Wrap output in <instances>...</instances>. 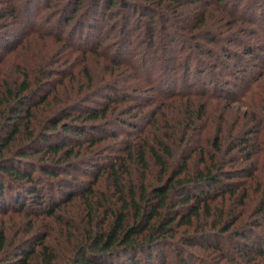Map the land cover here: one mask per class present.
Here are the masks:
<instances>
[{"label": "trees", "instance_id": "1", "mask_svg": "<svg viewBox=\"0 0 264 264\" xmlns=\"http://www.w3.org/2000/svg\"><path fill=\"white\" fill-rule=\"evenodd\" d=\"M82 1L71 0L70 5L74 4L76 11ZM94 1L91 15L83 13L77 26L85 31L79 37L82 43L72 41L76 30L69 32L70 44L88 47L89 51H93L97 37L100 38L88 30L86 25L95 26L89 19L95 22L105 2L109 1V7H113L116 0ZM232 3L231 14L239 13L242 0ZM137 5L135 1L123 0L127 17L133 9L134 13L137 11ZM68 7L61 12L66 25L75 15V11L67 12ZM143 7L150 11V6ZM260 17L264 23V13ZM253 21L256 22L254 18ZM165 31L177 39L174 31L168 28ZM89 44L91 46H87ZM117 49L118 52L122 50ZM114 56L111 54L113 59ZM228 57L233 54L230 52ZM205 67L196 64V74L184 75L180 87L179 80L166 72L159 79L157 88H164L162 93L174 98L168 102L171 109L159 118L148 141L145 139V145L138 147L137 142L126 140L123 155L105 167L91 157L85 158V163L102 165L101 169L104 167L111 175L117 200L107 205V197L101 195V200L97 199L93 205L88 201L85 220L80 221L83 226L78 227L60 216V203L82 193L87 199L95 196L97 179L68 177L65 173L75 174L79 170L97 174L98 170L90 168L86 172L82 168L83 156L79 160L71 156L79 155L77 146L96 145L110 134L115 136L108 132V115L110 109L116 107H111L112 102L121 96L119 89L111 86L109 88L115 91L103 89L99 92L98 95L106 97L97 101L99 106L84 102L73 107V104L63 105L47 117L48 125L36 130L32 126V109L45 101L51 91L41 94L40 89L39 93L29 90L26 80L18 89L10 84L1 85L0 215L13 211L61 217L62 231L74 228V231H81V235L68 240L66 252L59 253L46 242L49 233L35 230L33 224L29 228L30 235L21 237L14 247H9L6 229L0 224V264H168L170 251L166 249L172 246L182 264H194L189 256L195 253L189 247L195 246L211 247L233 264H264L261 233L264 227V161H248L254 159L256 153H262L264 158V82H257L264 69L256 72L250 66L251 75L259 77L240 76L241 89L237 90L230 89L217 76L205 79L201 74L206 71ZM168 68L166 65L165 70ZM40 86L43 90V83ZM194 95L205 96L207 103L219 97L232 100L216 101L225 107L223 110L212 107L210 111L205 103L195 102L198 97L192 99ZM233 100L242 102L245 108L238 106L229 114L227 108ZM23 130L28 132L25 141L13 146ZM95 131L104 134L94 135ZM157 167L160 171L154 175L156 180L150 189L131 186L128 191L124 177H131L139 170L155 172ZM61 177L62 185L73 188L63 191L61 189L65 188L57 185L60 196L42 189L41 182L55 183ZM225 238L231 240L227 245L221 243Z\"/></svg>", "mask_w": 264, "mask_h": 264}, {"label": "rangeland", "instance_id": "2", "mask_svg": "<svg viewBox=\"0 0 264 264\" xmlns=\"http://www.w3.org/2000/svg\"><path fill=\"white\" fill-rule=\"evenodd\" d=\"M132 1L137 2L138 8L135 13L134 9L129 12V17L128 10H124L123 0H116L113 7H109V1L105 2L97 13L96 23L92 18L89 19L95 26L90 28L87 23L88 30L100 36L94 43L93 51H89L88 47L70 44L69 32L76 30L72 41L75 44L82 43L79 37L85 31L77 26L83 13L88 16L93 12L94 0H83L76 11L74 4L70 5L71 0H0V86L10 84L18 89L22 81L26 80L30 84L29 90H36V93L41 91V94L51 91L45 101L32 109V126L36 130L48 125L47 117L63 105L73 104V107L84 102L99 106L97 101L106 98L98 95L103 89L111 92L115 90L109 87L116 86L120 91L119 100L111 104V107L117 108L110 109L108 115V132L115 136L110 134L96 145L85 143L81 147L77 146L79 155L71 156L73 160L83 156L85 163V158L91 157L105 167L117 156L123 155L126 140L137 142L138 147L145 145V139L148 141L159 118L164 117V112L172 107L168 102L174 97L165 95L162 93L164 88H157L156 85L165 72L174 80H179L180 87L184 75L196 74V64L200 63L202 67L206 66V71L201 73L205 79L217 76L230 89L240 90V76L246 79L259 77L251 75L250 66L256 72L264 69V23L260 17L264 13V0H242L241 11L234 15L231 14L233 0H223L222 3L217 0H185L179 4L169 1ZM250 2L256 4L252 7ZM68 5L67 12L75 11V15L73 21L66 25V18L61 16V12ZM144 5L150 6V11H145ZM167 28L175 32L177 39L167 34ZM97 42H101L99 47L96 46ZM117 48L122 50L118 52ZM230 52L233 57H228ZM111 54L115 55L114 59ZM166 65H169L167 70ZM262 81L264 73L257 79V82ZM41 83L43 90L40 88ZM195 98L198 104L209 106L210 111L212 107L223 110L225 106L217 102L232 100L219 97L215 99L217 102L210 101L208 104L205 96H192V99ZM239 102H230L227 108L229 114L241 106L242 102ZM26 134L27 130H23L13 146L23 143ZM93 134L102 136L104 133L95 131ZM238 154L242 155L240 151ZM257 154L248 161L263 162L262 153ZM46 158L50 159L48 155ZM102 165H81L86 172L90 168L98 170L97 174L79 170L75 174L65 173L68 177L75 175L80 179H97L95 196L87 199V195L82 193L60 203V216L74 222L76 227L83 226L80 221L85 220L88 201L93 205L97 199L101 200V195L107 197V205L117 200L113 178L104 171V167L101 169ZM156 169L155 172L139 170L131 177H124L128 191L131 186L139 190L150 189L156 180L154 175L160 171L158 167ZM63 181L61 177L55 183L43 181L40 184L45 191L55 193L60 190L57 185L65 188L61 189L63 191L73 188L71 185H62ZM61 217L9 211L0 215V224L6 229L9 247H14L21 237L31 234L29 228L34 224L35 230L49 233L45 240L50 243V247L53 245L56 251L65 253L68 240L81 235V231H74V228L62 231ZM261 233L264 236V227ZM228 241L231 242L225 238L221 243L227 245ZM189 249L195 253L189 256L194 264H233L211 247L195 246ZM166 250L170 251L168 264H182L173 246Z\"/></svg>", "mask_w": 264, "mask_h": 264}]
</instances>
